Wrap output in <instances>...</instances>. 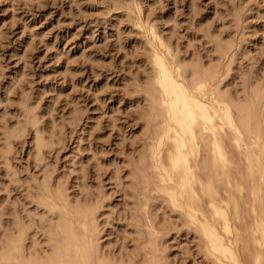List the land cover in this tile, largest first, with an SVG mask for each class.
<instances>
[{"label": "rangeland", "instance_id": "obj_1", "mask_svg": "<svg viewBox=\"0 0 264 264\" xmlns=\"http://www.w3.org/2000/svg\"><path fill=\"white\" fill-rule=\"evenodd\" d=\"M152 29L187 61L226 52L223 86L229 91H243L249 80L264 87V0H0V149L6 127L19 125L28 103L46 135L56 132L41 147L28 125L6 154L2 148L0 235L19 216L33 221L37 245L46 241L41 225L49 210L37 201L34 182L50 175L73 197L100 192L99 238L115 255L133 250L150 258L155 252L161 264H213L198 233L139 174L151 170L148 163L138 166L154 129L144 123L138 84L148 82ZM145 203L153 206L154 228L143 214ZM154 233L166 238L157 252L148 241ZM247 253L242 258L249 262Z\"/></svg>", "mask_w": 264, "mask_h": 264}, {"label": "bare ground", "instance_id": "obj_2", "mask_svg": "<svg viewBox=\"0 0 264 264\" xmlns=\"http://www.w3.org/2000/svg\"><path fill=\"white\" fill-rule=\"evenodd\" d=\"M151 34L146 45L151 44L146 50L150 57L148 82L142 80L146 87L138 84L146 102L143 122L154 126L152 142L146 154L140 155L138 166L148 163L151 170H136L145 186L162 193L183 216L184 222L180 220L198 233L213 264H264V87L249 80L243 91L231 92L223 86L226 52L221 51L216 59L187 61L177 57L155 29ZM30 105L23 107L18 126L7 125L0 153L6 154L13 138L25 134L28 125L37 132L38 146L50 144L49 138L56 132L46 135L39 112ZM3 157L6 161L7 156ZM43 177L40 182L36 178L33 188L37 201L42 199L49 210L47 221L39 224L45 226L47 245L45 240L37 245L31 218L29 223L15 216L10 229L5 226L8 230L0 235V264H161L154 252L161 250L158 231L148 240L154 250L150 258L135 252L136 257L132 248L133 257L115 255L99 238L100 192L82 200L73 197L58 179ZM150 205L141 208L153 227ZM246 213L251 216L249 224L243 223ZM250 251L247 262L242 255Z\"/></svg>", "mask_w": 264, "mask_h": 264}]
</instances>
